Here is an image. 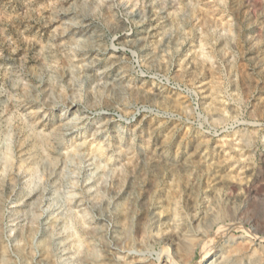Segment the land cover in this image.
I'll return each mask as SVG.
<instances>
[{
  "label": "rangeland",
  "instance_id": "rangeland-1",
  "mask_svg": "<svg viewBox=\"0 0 264 264\" xmlns=\"http://www.w3.org/2000/svg\"><path fill=\"white\" fill-rule=\"evenodd\" d=\"M0 264H264V0H0Z\"/></svg>",
  "mask_w": 264,
  "mask_h": 264
}]
</instances>
